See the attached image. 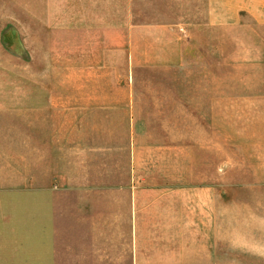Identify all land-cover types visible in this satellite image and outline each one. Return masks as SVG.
I'll return each instance as SVG.
<instances>
[{
  "label": "rangeland",
  "instance_id": "obj_1",
  "mask_svg": "<svg viewBox=\"0 0 264 264\" xmlns=\"http://www.w3.org/2000/svg\"><path fill=\"white\" fill-rule=\"evenodd\" d=\"M127 1L0 0V102L13 106L15 139L20 138L21 124L17 114H20L25 99L31 107L50 106L51 111L47 114L51 120H60L61 116L63 142L67 144L75 126L78 130L81 126H90L89 122H81V116H93L94 169L75 173L70 172L69 161L62 165V260L68 264L71 258H85L88 244L103 243L109 245L107 248H114L107 251L110 257H124L127 259L125 264H129L128 252L123 255L118 247L122 244L128 249L132 242V235L124 233L127 226H117L124 213L117 207L113 214L115 218L103 219L102 213L92 207L101 201V188L83 184L86 179L94 183L104 177L100 163L96 165L95 162L100 160V153L96 151L105 146L103 143L107 139L111 164L105 177L127 178L131 172L128 151L137 146L143 153L142 179L152 184H169L185 168L181 155L169 151L162 153L163 148L189 146L190 157L199 158L197 151L192 153V150L205 146L202 157L211 161L214 152L216 161L220 154L223 264H249V172H264L260 165L264 162V27L253 24L212 27L207 23V0H168V12L185 24V32L189 35L190 66L205 72L199 83H204L207 89L206 103L209 98L213 101V89L211 92L208 89L220 87L215 99L221 106H206L205 121L199 122L198 106L184 108L158 104L157 98L162 91L158 93L151 89L153 84L169 81L167 75L138 70L134 100L129 71L113 67L127 63L126 49L118 51L119 54L113 53V45L117 42L109 43L108 72L105 73V69L103 72L101 66L95 67L101 61L97 56L94 61L90 58L95 66L88 71L93 75L87 74L89 58L86 54L89 55L90 50L94 56L98 53L91 44L87 45V27L127 22ZM139 6L146 7L144 13L148 19L162 18L161 6L156 2L136 0L135 9ZM172 7L178 10L174 11ZM110 35L115 38L118 34L111 30ZM144 46L141 44L139 49ZM70 51L73 54L70 55ZM103 99L109 100V107L97 106ZM91 101L95 106L86 103ZM123 102L125 106L121 105ZM73 115L79 116L76 124L70 117ZM187 115L190 121H180ZM173 118L175 121H171ZM79 136L83 135L79 133ZM13 150L15 171L12 172L13 184L8 185L7 192L14 196L16 216L20 215L22 194L20 160L16 156V153L20 154V146L16 142ZM66 156L70 160L68 153ZM117 168L119 175L114 173ZM55 173L40 171L43 181L47 175L57 179ZM30 175H33L32 171ZM53 184L57 185V182L54 180ZM119 189H112L110 194L122 195L123 191ZM85 195H89L88 202ZM115 201L120 199L115 197ZM13 241L20 242V234L15 235ZM230 246H237L239 250L230 251Z\"/></svg>",
  "mask_w": 264,
  "mask_h": 264
},
{
  "label": "crops",
  "instance_id": "obj_2",
  "mask_svg": "<svg viewBox=\"0 0 264 264\" xmlns=\"http://www.w3.org/2000/svg\"><path fill=\"white\" fill-rule=\"evenodd\" d=\"M151 1L161 6V19H148L144 13L146 7L140 5L135 9L136 0H128L127 22L116 25L101 23L87 27V45L91 44L98 53L94 56L90 50L89 55L86 54L89 58L86 72L89 76L93 75L88 68L94 65L93 61L99 56L101 61L94 66H101L103 72L105 69L107 73L111 58L109 43L117 42L113 45V53L119 54L118 51L126 49L127 63L123 62L121 67H113L117 70L127 68L129 71L134 100L138 70L145 69L149 74L155 75L164 74L169 81L160 85L153 84L151 89L158 93L162 91L157 98L158 104L181 105L184 108L198 106L197 120L205 121L206 106H221V102H216L215 99L220 87L208 89L209 92L213 89L214 94L213 101L209 98L206 103L207 89L204 83H199L205 72H201L199 68L196 71L190 66V41L184 29L185 24L178 22L168 12V0ZM171 9L178 10L173 7ZM206 17L208 25L212 27H246L249 24L264 27V0H207ZM111 30L117 32V37L111 38ZM71 32L79 33L75 30ZM141 44L145 46L139 49ZM71 54L73 53L70 51ZM86 103L91 107L95 106L94 101ZM121 105L125 106L126 103ZM97 106L109 107L110 102L103 99ZM12 107L0 102V264H67V261L62 260L60 243L62 165L69 161L70 172L75 173L82 170L91 172L94 169L95 150L91 127L93 116H81V122H89L90 126H81V130L75 126L70 131V142L67 144L63 142L61 116L60 120H51V116L47 114L51 111L50 106L31 107L29 100L25 99L20 114H17L21 134L19 140H16ZM70 117L75 124L79 122V116ZM162 118L157 120L162 121ZM184 120L190 121L188 115L180 121ZM79 133L83 136H79ZM108 141L106 139V143H103L105 146L96 151L100 153V160L95 164L100 163L104 177L94 183L91 179H86L83 184L101 188V201H97L92 207L97 213H102L103 219L115 218L113 214L117 207L124 213V220L121 218L117 226H127L128 230H124V233L132 235V242L128 249L122 244H118V247H121L119 249L123 251V255L128 252L129 264H223L220 154L216 161L214 152L211 161L202 157L203 153L205 155V146L193 148L192 153L197 151L199 158L190 157L189 146H182L181 149L163 148L162 153L169 151L170 154L181 155L182 161L185 160V168L169 184H152L151 181L142 179L143 153L139 152L137 146H132L128 151L131 172L127 178L105 177L111 164ZM15 142L20 146V154L16 153V156L20 160L22 190L21 211L16 216L13 209L14 196L7 192L8 185L13 184ZM67 153L70 160H67ZM260 165L264 169V162ZM41 170L57 172V179L54 175H47L43 181ZM114 173L120 174L118 168ZM121 174L124 176L125 172ZM53 179L59 188L53 184ZM115 188H120L123 194L111 195L110 192ZM36 191L37 193L31 194ZM89 195H85L86 200ZM115 197L120 201H115ZM120 203L123 206L119 207ZM19 234L20 242H14V236ZM107 247L109 245L103 243L88 244L86 257L71 258L68 264H125L127 259L124 257H110L108 252L114 248ZM110 247L114 245L110 244ZM229 249L239 250L237 246H230ZM249 264H264V172H249Z\"/></svg>",
  "mask_w": 264,
  "mask_h": 264
}]
</instances>
